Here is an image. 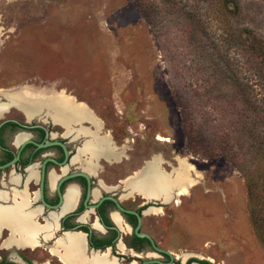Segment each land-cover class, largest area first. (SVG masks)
Returning a JSON list of instances; mask_svg holds the SVG:
<instances>
[{"label":"rangeland","instance_id":"rangeland-1","mask_svg":"<svg viewBox=\"0 0 264 264\" xmlns=\"http://www.w3.org/2000/svg\"><path fill=\"white\" fill-rule=\"evenodd\" d=\"M263 54L264 0H0V91L84 104L127 157L113 177L185 160L195 184L152 237L199 264H264Z\"/></svg>","mask_w":264,"mask_h":264},{"label":"flooded vegetation","instance_id":"flooded-vegetation-1","mask_svg":"<svg viewBox=\"0 0 264 264\" xmlns=\"http://www.w3.org/2000/svg\"><path fill=\"white\" fill-rule=\"evenodd\" d=\"M46 119L64 132L49 130ZM98 121L99 136H109L117 152L120 147ZM94 133L88 121L70 123L67 131L46 109L27 117L20 107L0 99V264H83L72 252L65 258L64 245L59 244L74 236L80 238L84 259L188 264L186 255L160 248L152 237L159 222L150 216L165 215L162 206L171 199L150 203L152 198L130 191L124 184L127 177L106 174L107 165L126 156L118 161L101 156L93 170L81 164L86 157L78 159V153Z\"/></svg>","mask_w":264,"mask_h":264},{"label":"bare ground","instance_id":"bare-ground-1","mask_svg":"<svg viewBox=\"0 0 264 264\" xmlns=\"http://www.w3.org/2000/svg\"><path fill=\"white\" fill-rule=\"evenodd\" d=\"M42 89L26 86L0 92L7 101L20 107L27 117L38 110L46 109L57 120H60L67 131L70 130V123L79 121H88L95 127V133L89 136V140L78 153V159L85 155L86 160L82 161L81 164L88 169H94L99 157H111L115 154L116 150L111 145L110 137L99 136V121L84 104H77L75 98L66 96L62 92L56 94L53 90ZM157 139L161 140L159 137ZM160 166L161 159L154 157L145 164L143 169L123 182L145 197L164 202H168L172 198L173 192H176L175 196H184L188 189L194 186L195 180L190 177L191 167L185 160H178V168L167 176L160 171ZM59 244L64 245L65 258H67L68 253L72 252L76 260H80L83 264H115L99 257L84 259L79 237H66ZM183 258L186 259V256Z\"/></svg>","mask_w":264,"mask_h":264},{"label":"trees","instance_id":"trees-1","mask_svg":"<svg viewBox=\"0 0 264 264\" xmlns=\"http://www.w3.org/2000/svg\"><path fill=\"white\" fill-rule=\"evenodd\" d=\"M246 182H247V185L249 187L248 190H249L250 197L252 198L253 201H257V199L255 198L256 196L253 194V190L255 189L256 185H255V183L252 182L249 175H246ZM252 218H253L254 226L256 228H259V226H263L260 224L261 219L259 218V215H258L255 208L252 209ZM263 230H264V228H263ZM260 235H261V233H260ZM263 236H264V233H262V240L264 239ZM191 262H198V261L197 260H190V261H188V264H190ZM201 264H207V263H201Z\"/></svg>","mask_w":264,"mask_h":264},{"label":"water","instance_id":"water-1","mask_svg":"<svg viewBox=\"0 0 264 264\" xmlns=\"http://www.w3.org/2000/svg\"><path fill=\"white\" fill-rule=\"evenodd\" d=\"M52 144H60V143H56V142H54V143H52ZM146 163H147V162H146ZM142 168H143V167H142ZM142 168H141V169H142ZM141 169H140V170H141ZM140 170H139V171H140ZM135 173H137V171H135L134 174H135ZM134 174H133V175H134ZM76 175H82V176H84L83 173H79V174H76ZM133 175L128 176L127 179H128V178H131ZM175 195H176V192H173V195H172L171 201H172V200H175ZM147 201L150 202V203H155V204H156V203H163L162 201L154 200V199H153V200H152V199H151V200L148 199ZM139 224H140V222H139ZM136 234H137L138 237H144V238L148 239L149 242L152 244V246H153L157 251H159V252H161V253H164V254H167V255L171 256V254H170L169 252H167V251H162V250H160L159 248H157V247L155 246V244H154V242H153V240L151 239L150 236H148V235H146V234H144V233H141V232H137V231H136ZM150 262H153V263H154V262H156V261H150ZM190 264H199V263L191 262Z\"/></svg>","mask_w":264,"mask_h":264}]
</instances>
